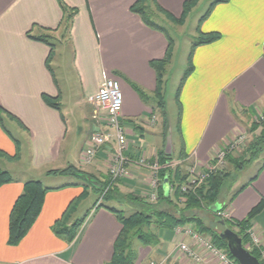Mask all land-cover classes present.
<instances>
[{
	"label": "crops",
	"instance_id": "obj_1",
	"mask_svg": "<svg viewBox=\"0 0 264 264\" xmlns=\"http://www.w3.org/2000/svg\"><path fill=\"white\" fill-rule=\"evenodd\" d=\"M137 1L0 0V105L10 115L0 114V151L9 158L0 157V170L12 179L0 187V264H109L122 226L105 207L119 210L116 205L120 206L121 198L127 200V195L148 203L153 193L151 175L147 170L133 169L130 177L115 184L117 195L103 204L105 207L94 203L83 216L87 217L72 243L52 232L54 223L69 208L74 210L69 224L79 220L74 217L81 202L90 200L89 192L99 194L108 178L107 163L114 144L103 147L88 165L82 152L95 130L107 131L105 116L97 120L88 103L104 76L116 80L122 89L125 155L133 160L143 157L157 162L162 155L171 160L184 156L185 170L194 165L203 170L224 144L241 136L244 116L264 110V0H227L215 5L201 22V33H217L220 39L193 49V71L180 82V116L174 135L162 116V127H157L156 119L151 123L156 112L165 113L155 95L159 88L163 101L167 68H163L160 88L152 63L164 60L170 36L158 23L162 31L146 26L131 11ZM189 1L147 0L145 5L153 20L166 19L163 12L179 20ZM41 35L60 39L54 43L49 63L50 47L30 39ZM66 42L72 52L78 91L76 110L64 114L53 64L61 53L58 48ZM133 85L146 95V101ZM44 95L58 98L59 110L47 106ZM6 123L27 142V168L16 166L24 150ZM50 166L54 169L48 170ZM69 167L83 173L81 180L62 173ZM87 175L93 180L88 181ZM34 180L46 189L42 209L25 237L10 247V211L23 185ZM236 185L225 209L233 223L245 220L264 198V164L252 178ZM250 226L264 249V209ZM158 238L154 252L152 248L146 253L137 248L135 264H196L178 251L180 244L201 257L198 264H212L202 248L176 231L162 229ZM148 258L153 262L145 263Z\"/></svg>",
	"mask_w": 264,
	"mask_h": 264
},
{
	"label": "trees",
	"instance_id": "obj_2",
	"mask_svg": "<svg viewBox=\"0 0 264 264\" xmlns=\"http://www.w3.org/2000/svg\"><path fill=\"white\" fill-rule=\"evenodd\" d=\"M199 0H192L189 2H186L183 6V13L179 20H176L172 18L168 14H164L167 20H169L174 25H182L184 22L185 17L189 13V9L194 7ZM147 0H138L136 4L131 8V11L138 14L143 23L151 28L159 29L155 22L152 20V12L147 10V6L145 5ZM227 0H216L214 3H212L205 13V15L200 19L198 23V41L193 45L192 50L189 54V61H188V68L186 69L184 76L182 78V82L190 75V73L193 71V67L191 64V57L193 49L201 46V45H208L211 43H214L220 39V35L217 33H211V34H203L200 32V25L201 22L204 21L209 14L211 13L213 7L220 3H225ZM155 9V8H154ZM156 10V9H155ZM72 17V16H71ZM69 21V18L67 19ZM68 23V22H66ZM66 25V24H65ZM67 29V27H66ZM30 39L36 40L38 42L44 43L50 47V54L48 56V63L49 59L52 55V50L54 47L55 39L52 38L49 35H41L37 38L30 37ZM172 42L171 39L168 38V50L166 53V56L163 61L161 62H154L152 63V67L157 72L158 76V87L162 88V72L163 68L168 65L170 57H171V51H172ZM47 63V67H48ZM134 91L137 93V95L140 97L142 101H146V95L136 86H132ZM181 89V84L177 90L176 99L178 102V97ZM156 97L159 98V104L161 107L164 106L162 101V94L158 91L156 92ZM44 103L55 109L59 110V103L58 98H50L48 96H43ZM6 114V111L1 107L0 105V114ZM10 116V115H9ZM180 115L178 114V117ZM163 121H165V113H162ZM259 138L253 142L250 145V155L251 157H254L256 154H258L264 147V130L258 136ZM0 157H3L7 160L9 158L0 151ZM184 156H182L183 158ZM181 159V158H180ZM230 158L227 159L228 161ZM171 158L162 157L159 156V159L157 160L158 165L161 167V171L159 173L160 180L163 183V180L165 177L168 178V186H169V193L168 195L164 194L162 186L159 187L158 190V201L155 203L156 206H150L147 205L143 200L134 197L132 195H127L125 198L133 203L142 204L145 206L146 210L139 209V212L134 213L133 215L129 217H124L122 212L119 210H112L109 207H105L103 204L105 202H108L110 199L111 192L108 191V196L106 197L107 193L103 195L102 200H105L104 203H100L99 206L105 207L110 211L118 220V222L121 224L122 229L117 237V239L114 242L113 246V254L112 258L109 262V264H135L137 260V249L132 247V239L135 238L137 241L143 245V246H157L159 243V238L157 235H153L150 232H142V229L144 227H148L151 225V219L157 218V225L161 229L165 230H171L176 227L186 226V225H193L195 230L200 234L201 236L208 235L211 237V241L214 246H216L219 249L224 250L227 255L232 259V257L228 254L226 243L223 242L219 238V234H216L210 230L211 228H208L206 226L205 221L199 217V213L205 212V211H211L214 217V223L216 226L220 227L218 222H223L225 227L228 229H231L232 231L236 232L238 237L242 241L243 247L246 246L248 243V236L246 234V231L250 229V221L253 219V217L259 213L261 210L264 209V198H262L256 208H254L248 215V217L243 220L242 222L233 223L232 220H220L217 216L218 212H223L227 208L226 205H221V194L223 192V189L226 187L227 182V174L219 171L216 173H211L208 175L207 179L204 181V185L200 186L199 188H193L188 189L187 191H182V188L184 185H187V174H183L182 170L180 169V165L174 170H170L169 168L173 166L170 162ZM67 170H69L72 174V176L77 177L79 180L81 175H83L82 172L78 171L77 169L73 167H69ZM62 173H65L62 172ZM88 176V175H87ZM86 179L89 181H92L93 178L91 176H88ZM91 179V180H90ZM12 181L11 176L5 172L0 170V187L8 184ZM97 182V181H96ZM86 183V182H84ZM88 186L89 184L86 183ZM106 185H109V182L106 184L104 183L101 185V190H105ZM109 187V186H108ZM111 187V186H110ZM46 194V189L41 185L39 181H27L23 185V190L21 195L16 199L8 219V239L7 244L10 247H14L18 245V243L25 237V235L28 233L32 225L34 224L35 220L37 219L38 215L40 214V211L42 209L44 196ZM98 202V201H97ZM220 204L221 209L214 213L212 209ZM166 206V208L159 210L162 206ZM148 209V210H147ZM74 210H71L69 208L64 212L62 217L54 223L52 226V232L64 239L68 244L72 243L74 239L77 236L79 228L84 223L87 216L83 217L82 219H79L72 224L70 223L71 214ZM197 215V216H196ZM212 217V218H213ZM253 256H255L259 260V256L257 251L250 250L249 251ZM235 261V260H234ZM236 262V261H235ZM237 263V262H236Z\"/></svg>",
	"mask_w": 264,
	"mask_h": 264
},
{
	"label": "rangeland",
	"instance_id": "obj_3",
	"mask_svg": "<svg viewBox=\"0 0 264 264\" xmlns=\"http://www.w3.org/2000/svg\"><path fill=\"white\" fill-rule=\"evenodd\" d=\"M216 0H202L200 1L196 7H192L189 9L188 15L185 17L184 22L182 25H174L171 23L169 20L157 17L155 20V23H158L159 26L165 29L167 34L170 36L171 42H172V51H171V57L169 60V64L167 65L165 74L163 76V81H164V92H163V104H164V111H165V116H166V123H167V128H171L173 135L176 132V126H177V117H178V104H177V99H176V94L177 90L180 86V82L184 76V73L186 69L188 68V61H189V54L192 50L193 45L198 41V23L200 19L205 15L207 10L209 9L210 5L214 3ZM153 20V18H152ZM153 20V21H154ZM58 39V38H57ZM60 39L56 40L54 43H57ZM57 47H59L57 45ZM58 55L57 59L55 61L54 66V71H55V76L58 80V84L60 87V90L62 92V101L61 106L64 114H67L68 111L73 112L76 110V97H77V92L78 91V83H77V78L76 74L73 70L72 67V52L70 50V47L68 43H64L61 48H58ZM122 92V89H121ZM123 94V92H122ZM160 100H158L159 102ZM91 111L93 112V107H90ZM162 112V111H161ZM156 117H153V119H156V122L158 123L157 127H162L161 123V116L162 114L160 111L156 112ZM163 119V117H162ZM7 124L8 131L12 134V136L19 140L21 142L22 150L23 151V157L21 163L17 164V168H27L28 163L26 162L28 160V153H27V142L19 135V133L16 132L13 128H11L10 125ZM242 130L243 133L241 134L240 137H243L240 142L237 143L236 138V144L233 146V148H230L226 154L224 155L222 159V165L219 164L216 161H213L212 165L214 166L215 169L212 173H216L219 171H222L227 174V185L223 189V192L220 197V202L221 204L224 202L225 204H228V200L232 196L235 188V184L241 185L248 181L250 178H252L256 172L259 170L260 166L264 164V147L263 149L256 154L254 157H251L250 155V145L255 142L260 136V134L264 130V110L263 111H254L253 114L251 115H246L243 117V122H242ZM235 143V142H234ZM24 148V149H23ZM83 153L85 150L82 151ZM181 158V159H180ZM230 158L227 162V159ZM183 160L184 158L179 157L178 159H172L170 160L171 166L169 169L174 170L180 165V169L182 170L183 174H187V185L190 184V177L188 173V169L183 167ZM158 163V162H157ZM6 167V163H4ZM12 167V166H9ZM56 167V166H55ZM208 168V167H207ZM204 168L203 171L207 174L208 169ZM17 169V170H18ZM54 169L51 166L48 168V170ZM57 172H55L56 174ZM66 174H70L71 172L69 170H65ZM210 175V174H209ZM207 179V178H205ZM89 181V180H88ZM205 181V180H204ZM204 181L201 182L200 184L197 185L199 188L200 186L204 185ZM109 179L106 178V180L102 183H108ZM77 184V181L75 182ZM88 188H90L86 183H82ZM236 185V186H237ZM114 186L115 183L112 184L111 187H108L106 185L105 190H101L99 194H96L94 196L91 195V192H89V198L90 200H86L81 202L78 213L75 215L76 218H82L94 205V203L100 202L104 203L105 200H102L103 195L107 193L106 197L109 195L108 191L110 190L111 197H115L117 195V192L114 191ZM186 186V185H184ZM196 188V187H195ZM109 199V201H111ZM93 201L91 204L90 202ZM106 203V202H105ZM120 206L116 205V208L119 209V211L122 212L124 217H129L133 215L134 213L139 212V209H144L145 206L142 204H136L133 202H130L128 200H121L119 201ZM108 206L110 205H115L114 203H107ZM147 205L150 206H156L155 203H151L148 201L146 203ZM159 210L166 208V206H160ZM146 210V208L144 209ZM148 210V209H147ZM225 211V210H224ZM203 221H205L206 226L208 228H211L212 232L216 234H220L222 232L223 227H218L214 223V217L211 211H205L202 213L198 214ZM197 216V215H196ZM213 217V218H212ZM177 228H181V230H188L191 229L190 231L198 233L193 225H186V226H181V227H176L174 229H171L173 231H176ZM161 228L157 225V218H152L151 219V225L148 227H144L142 229V232H150L153 235L160 234ZM204 237L210 238V236L205 235ZM132 247L134 248H141L144 250L146 253L148 248H152V252H154L153 247L151 246H143L141 245L137 239L133 238L132 241ZM156 247V246H155ZM246 247L249 249V246L246 244ZM210 258V257H209ZM150 260H147L145 263H148L151 260V258H148ZM211 259V258H210ZM212 264H218L217 261H214L213 259L210 260ZM153 262V261H152Z\"/></svg>",
	"mask_w": 264,
	"mask_h": 264
},
{
	"label": "built area",
	"instance_id": "obj_4",
	"mask_svg": "<svg viewBox=\"0 0 264 264\" xmlns=\"http://www.w3.org/2000/svg\"><path fill=\"white\" fill-rule=\"evenodd\" d=\"M88 103L91 107H93V115L97 118V120H100L99 118H101V115L105 116V125L107 127V131L102 132L101 130H95L91 134L88 148L85 149V152L83 153L84 163L87 165L90 164L96 154L103 147L109 143H113L114 152L107 163V176L109 179L108 186L110 187L112 184H116L118 181L130 177L132 175L133 169L147 170L152 178L151 187L153 189V193L148 196L147 201L156 203L158 201L157 190L162 182L159 177L161 167L157 162H148L143 157L133 160L125 155V151L127 150V140L125 130L120 119L123 104V94L121 92L119 83L108 76H104L103 82L97 92L88 98ZM153 121L154 119L152 118L151 123H153ZM242 138L243 137H239L237 139V143L240 142ZM235 144L236 141L224 144L222 149L212 159L211 163L216 161L222 165V159L224 155L230 148H233ZM210 165L212 164L209 163L205 167H208L207 174L198 170L195 165L189 167L188 173L191 179L190 184L183 186L182 191H187L189 188L193 189L197 187L198 184L203 182L205 178H207L208 175L211 174L215 169L214 166ZM217 216L220 220H230L228 214H226L225 211L222 213L218 212ZM190 230L191 229L181 230V228H177L176 233L182 235L183 237L192 239L195 245L202 248L205 253L211 259L217 261L218 264H238L233 259H231L224 250L214 246L210 238L201 236L200 234ZM246 234L249 240V249L257 251L259 256V264H264V249H262L260 246L258 237L251 228L246 231ZM177 249L183 256L190 259L192 262L196 264L201 262V257L186 244L178 245Z\"/></svg>",
	"mask_w": 264,
	"mask_h": 264
},
{
	"label": "water",
	"instance_id": "obj_5",
	"mask_svg": "<svg viewBox=\"0 0 264 264\" xmlns=\"http://www.w3.org/2000/svg\"><path fill=\"white\" fill-rule=\"evenodd\" d=\"M162 188L165 195L169 193L168 178L165 177L162 183ZM221 209L220 205H216L212 211L214 213ZM219 226L223 227L222 232L219 234V238L226 243L228 254L238 264H259V260L253 256L242 245L241 239L231 229L225 227L223 222H218Z\"/></svg>",
	"mask_w": 264,
	"mask_h": 264
}]
</instances>
